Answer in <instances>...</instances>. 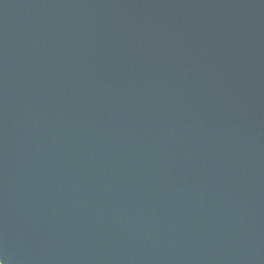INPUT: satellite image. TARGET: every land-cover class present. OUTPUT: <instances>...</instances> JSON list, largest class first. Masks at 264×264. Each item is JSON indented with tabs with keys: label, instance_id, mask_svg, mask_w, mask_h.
<instances>
[{
	"label": "water",
	"instance_id": "1",
	"mask_svg": "<svg viewBox=\"0 0 264 264\" xmlns=\"http://www.w3.org/2000/svg\"><path fill=\"white\" fill-rule=\"evenodd\" d=\"M4 264H264V0H0Z\"/></svg>",
	"mask_w": 264,
	"mask_h": 264
},
{
	"label": "clouds",
	"instance_id": "2",
	"mask_svg": "<svg viewBox=\"0 0 264 264\" xmlns=\"http://www.w3.org/2000/svg\"><path fill=\"white\" fill-rule=\"evenodd\" d=\"M0 264H4V261L2 259H0Z\"/></svg>",
	"mask_w": 264,
	"mask_h": 264
}]
</instances>
